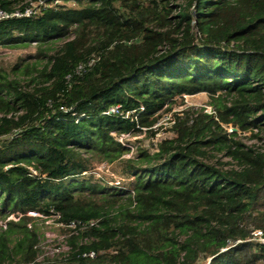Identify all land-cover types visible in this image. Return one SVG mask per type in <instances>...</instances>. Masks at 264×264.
<instances>
[{
    "label": "trees",
    "instance_id": "obj_1",
    "mask_svg": "<svg viewBox=\"0 0 264 264\" xmlns=\"http://www.w3.org/2000/svg\"><path fill=\"white\" fill-rule=\"evenodd\" d=\"M29 6L0 20V47L37 45L0 64V219L17 218L0 227V264H263L264 0H0ZM201 92L212 112L177 113L171 137L128 156L117 133L153 134ZM104 162L132 179L109 184ZM30 211L98 225L36 262Z\"/></svg>",
    "mask_w": 264,
    "mask_h": 264
},
{
    "label": "rangeland",
    "instance_id": "obj_2",
    "mask_svg": "<svg viewBox=\"0 0 264 264\" xmlns=\"http://www.w3.org/2000/svg\"><path fill=\"white\" fill-rule=\"evenodd\" d=\"M36 43L32 47H0V64L5 65L7 63L15 61L18 57H27L35 50ZM209 95L206 92L197 93L194 95H185L184 98H177L176 103L173 104L171 109H164L160 112L158 122L156 126H153L154 133H150L144 128L143 132L137 135H130L125 142H129L130 145H156L161 140L171 137L173 135V118L178 113L183 115V111L187 109H198L202 107H209ZM233 130H229L231 132ZM239 137L247 145H260L262 142L258 138H253L251 132L241 133ZM133 152L131 151L130 154ZM210 158L213 162L219 161L225 168L236 167V162L229 157L225 152L218 151L211 148L209 150ZM127 156V155H126ZM120 165L116 163L107 164L101 163L96 167L97 176H105L109 179V184L116 183V180L123 179L129 181L132 177H127L120 172ZM15 215H10L9 218ZM32 219L28 222L30 228H36L39 231L38 242V257L36 262H41L46 259L60 258L63 253L69 252L71 248L67 246L69 240L72 239V232L66 227L60 226L56 218H44L41 216L31 215ZM7 218V219H9ZM7 219H0V227L5 224ZM76 234V233H75ZM68 242V243H67ZM264 264V263H263Z\"/></svg>",
    "mask_w": 264,
    "mask_h": 264
},
{
    "label": "built area",
    "instance_id": "obj_3",
    "mask_svg": "<svg viewBox=\"0 0 264 264\" xmlns=\"http://www.w3.org/2000/svg\"><path fill=\"white\" fill-rule=\"evenodd\" d=\"M56 1L60 2V0H56ZM40 3H43V1H41ZM33 13H34V7L33 6L27 7L24 12L15 11L12 14H9L8 12H6L5 10L0 8V20L3 19V18H7V17H10V16H13V15H17V16H20V15H31ZM80 68H82V66H80ZM206 108H207V111L212 112V108L210 106L206 107ZM110 112L114 113V114H121V115H124L126 117H128L130 115L129 112H126V113L123 112V110H121L119 106L111 107L108 110L107 113H110ZM156 125H157V123L154 126H156ZM229 130H234V128L230 127ZM130 135H131L130 133H117L116 134V136L119 139V141H121L124 145H126L128 147H131V151L134 152V148L135 147L130 145L129 142H125V139H127ZM130 155L131 154H129L128 156H130ZM120 181H121V179L116 180V183H119ZM29 215L41 216V217H44V218H56L57 223L60 226H62V227L64 226V227L70 229L73 235H79L81 230L87 229L88 227H92V226H97L98 225V220H92V221H88V222H85V221H72L70 223L58 222L57 219L59 217V214H54V215H51V216H44V215H42L41 213H39L37 211H30ZM11 218L17 219L14 216H12ZM29 226H30V224H29ZM252 239L257 241V242H263L264 243V232H263V230H261V229L254 230ZM67 246L73 247V244H72L71 240H69V243L67 244ZM72 249L73 248H71V250ZM85 255L95 256V252L91 250V251L85 253Z\"/></svg>",
    "mask_w": 264,
    "mask_h": 264
},
{
    "label": "water",
    "instance_id": "obj_4",
    "mask_svg": "<svg viewBox=\"0 0 264 264\" xmlns=\"http://www.w3.org/2000/svg\"><path fill=\"white\" fill-rule=\"evenodd\" d=\"M234 130H236V129L234 128Z\"/></svg>",
    "mask_w": 264,
    "mask_h": 264
}]
</instances>
